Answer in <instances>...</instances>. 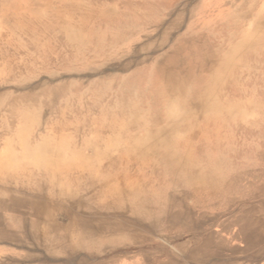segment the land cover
<instances>
[{
    "label": "bare ground",
    "instance_id": "bare-ground-1",
    "mask_svg": "<svg viewBox=\"0 0 264 264\" xmlns=\"http://www.w3.org/2000/svg\"><path fill=\"white\" fill-rule=\"evenodd\" d=\"M115 1L118 7L114 3L101 12L90 9L92 12L86 21L94 24L87 38L75 34L70 23L60 20L58 24L76 41L73 57L89 54V58L97 61L103 58L105 63L121 56L139 59L135 66L131 61L119 62L120 69L112 71L108 81L95 79L98 81L95 85H101L98 100H104L112 92L115 112L118 116L127 115L128 119L119 127L114 125V120L102 123L105 138L99 141L94 139L99 135H94L80 145L69 140L54 145L46 138L32 144L24 136L20 149L12 152L17 158L14 161L31 163L33 167L18 176L14 175L18 167L2 170L0 244L46 249L49 253L56 247L65 250L70 257L75 248L95 249L122 243L113 235L128 229L148 234L164 231L166 220L174 229L197 228L200 221L193 214L195 211L185 208L186 211H177L173 206L184 203L188 189L195 193L204 190L209 200L223 199L220 203L222 211H226L231 208V197L236 196L237 191H230L233 185L223 188L222 184L245 182L251 189L261 188L264 173L259 168L246 174L233 170L243 167L232 160L239 154L236 142H221L217 136L224 121L250 116L241 109L243 107L259 115L264 113V103L254 102L251 92L239 87L246 83L262 85L264 76L251 74L246 79L239 72L243 64L234 63L240 50L244 53L259 48L258 40L249 43L247 37H261L262 32L245 26L240 40L224 53L219 52L218 38L230 40L234 36L232 28L247 20L245 10L236 13V7L245 8L246 1ZM215 6L218 7L215 9ZM167 18H170L168 28L160 32L156 44H143L142 39L150 41ZM250 19V23L260 21L264 25V16ZM144 22L152 24L153 29L144 32L140 26ZM141 52L156 53V56H141ZM246 60L255 65L259 62L254 57ZM127 70H131L128 75L122 73ZM62 86L42 85L22 97L37 99L50 92L52 98H57L63 93ZM256 94L264 99V90L259 89ZM210 121L217 129L208 145L213 153L208 154L202 142L195 146V133ZM231 127L230 134L236 129L234 125ZM194 153L201 156L200 161L193 157ZM70 170L75 174H66ZM227 195L230 197L226 198ZM245 195L253 196V190ZM196 198L199 199L198 194ZM59 200L66 204L67 216L60 222L55 214ZM210 211L214 216L215 210L211 207ZM246 211L239 213L244 217L241 227L246 224ZM1 253L7 252L0 249ZM19 256L27 264H41L25 252ZM16 260L11 259L9 264H15Z\"/></svg>",
    "mask_w": 264,
    "mask_h": 264
},
{
    "label": "rangeland",
    "instance_id": "rangeland-1",
    "mask_svg": "<svg viewBox=\"0 0 264 264\" xmlns=\"http://www.w3.org/2000/svg\"><path fill=\"white\" fill-rule=\"evenodd\" d=\"M101 2L106 5H101ZM239 2H244L245 8L236 7V13L245 10L248 18L232 28L233 38L230 40L218 38V44L221 47L219 52L224 53L238 42L245 26H251V30L261 31V37H247L249 43L258 40L259 48L257 50L249 49L244 53L243 50H240L241 53H238L234 63L243 64L242 67L239 66L241 67L239 72H242L240 75L246 79H249L251 74L264 76V25L260 21L250 23L252 16H264V0H236L235 3ZM114 3L118 7L119 4L115 0H94L92 2L89 0H0V176L4 173L2 170L9 166L18 167V172L14 173V175L17 173L16 176L24 170L32 169L31 163L19 164L14 161L17 158L12 153L18 148L20 149L19 143L24 136L32 144L46 138L54 145H60L68 140L73 144L80 145L81 141L92 139L94 135L100 137L94 138L96 140L105 138V133L101 132L102 123L114 120L116 121L114 125L119 127L128 119L127 115L118 116V112H115L113 103L115 98L112 92L104 100H98L101 85H95V82H98L95 79L98 78L103 82L108 81L109 74L120 69L121 64L131 61L132 66H135L139 59L121 56L117 60L105 63L102 62L103 58H100L99 61L93 57L89 58V54L73 57L72 52L77 45L76 41L67 36L62 24H58L60 20L65 24L70 23L71 30L75 34H79L82 39L87 38L89 30L94 24L93 21H86L89 20L88 15L92 12L90 9L101 12L106 6H112ZM217 7L215 6V9ZM113 17H116V14ZM167 19L164 25L153 33L150 41H148L149 38L142 39L143 44L148 43L149 46L156 44L155 42L160 38V32L168 28L170 18ZM140 26L144 32L153 29L152 24L147 22ZM89 47L90 45H88ZM88 48L85 47L84 51H87ZM140 55L152 58L156 56V53L141 52ZM249 57L257 58L258 65L246 60ZM121 61L122 63L119 64ZM131 70L122 73L128 75ZM51 83L63 85V93L57 98H52L50 92L38 96L37 99L22 97L27 91H37L40 86H47ZM239 87L250 91L254 102L264 103V99L256 94L259 89L264 90V84L246 83ZM241 109L250 114L249 118L237 117L224 121L221 132H218L217 136L221 142L228 140L236 142L235 148L239 154L236 159L232 158V160L235 165L243 167H235L236 169L233 170L246 174L259 168L264 173V113L259 115L256 111L249 112L245 107ZM21 112L25 115L24 117ZM257 121L261 122L258 124ZM231 125H234L236 129L230 134L228 131H231ZM223 128L227 132H224ZM216 129L217 126L211 121L208 125L200 126L195 133V146L202 142L204 151L208 154L213 153L208 145ZM115 153L113 155H116ZM193 157L199 161L201 159L198 153H194ZM259 165L263 166L258 167ZM72 173L75 174V171L70 170L66 174ZM261 182L259 190L257 187L251 189L245 182L222 184L223 188L226 185H233L234 187H230V191H237L236 196L232 195L231 197V208L226 211H222L223 204L220 202H223V199L218 197L209 200L206 198L204 190H198L199 192L195 193L188 189L189 195L186 196L184 203L173 206L177 211L185 209L195 211L193 214L197 215L200 225L203 220H208L210 223H215L214 225L210 224V227L216 228L217 218L215 217H219L221 222L226 221L229 213L236 212L238 214L247 210V216H251L252 212L264 210V180ZM11 184L15 185L14 182ZM22 184L25 185V182ZM28 185L30 184L28 183ZM251 190H253V196L245 195ZM196 194L199 195V199L196 198ZM229 197L230 195H227L226 198ZM64 205L66 204L60 200L57 202L58 210L55 214L58 222L63 218L67 219ZM211 207L219 215L215 216L214 214L213 216V212L210 211ZM163 226L164 231L150 234L142 233V231L130 232L128 229L118 235H113L115 238H119L122 243L115 245L111 243L107 246L95 247V249L89 246L85 249L75 248L70 252V257H67L65 250L56 247L52 253H49L46 249L35 250L2 243L0 249L7 253L0 254V263L9 264L11 259L16 258L15 264H25L27 261L25 262L23 257L19 256L25 252L34 256L41 264H167L170 260L171 264H190L189 261L188 263L186 261V250L193 249L195 246L196 228L179 230L176 227L174 229L175 226H171L168 220ZM141 236L144 239L140 238ZM181 246H184L185 250L182 261ZM9 252L14 255L10 256Z\"/></svg>",
    "mask_w": 264,
    "mask_h": 264
},
{
    "label": "crops",
    "instance_id": "crops-1",
    "mask_svg": "<svg viewBox=\"0 0 264 264\" xmlns=\"http://www.w3.org/2000/svg\"><path fill=\"white\" fill-rule=\"evenodd\" d=\"M218 214L215 213V216ZM215 218L216 228H211L210 224L215 223L208 220H203L196 228L195 246L186 250L187 263L264 264V210L246 215L245 227H241L244 217L236 212L229 213L226 221L220 222L219 217ZM180 251L182 261L184 246H181ZM170 261L167 264H171Z\"/></svg>",
    "mask_w": 264,
    "mask_h": 264
}]
</instances>
